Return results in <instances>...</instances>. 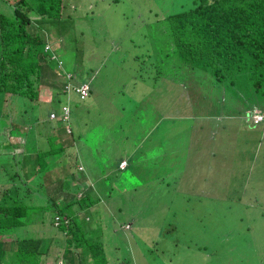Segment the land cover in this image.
Returning <instances> with one entry per match:
<instances>
[{
    "label": "rangeland",
    "instance_id": "obj_1",
    "mask_svg": "<svg viewBox=\"0 0 264 264\" xmlns=\"http://www.w3.org/2000/svg\"><path fill=\"white\" fill-rule=\"evenodd\" d=\"M180 1L65 0L61 18L73 7L77 12L72 24L63 29L64 34L69 40L79 39L77 48L81 40L86 54L92 52L84 57L82 64L75 66L76 74L87 79V95L80 99L69 88L50 97L49 88H42L37 101H29L31 105L19 106L17 111L3 116L0 154L6 151L10 157L12 149L21 145V141L14 139L17 134L14 140H8L12 118L23 127L28 125L24 133L32 127L38 131L41 126L43 133L34 136L38 149L46 147L49 133L57 136L54 143L63 147L60 156L51 158L43 171L47 168L60 173L69 165L71 180L76 181L74 168L81 167L100 188L113 184L127 198L129 194V199L121 196L107 200L104 192L100 194L102 201L97 202L102 209L122 203L121 210L109 208L115 220L106 217L103 225L108 236L102 235L107 264H113L111 258L116 253L119 255L113 258L126 264H264V119L251 124L249 112L264 107V92L260 93L264 87L251 86L250 79L243 74L228 87L214 84L211 75L200 69L166 70L167 75L159 77H154L152 72L147 76L137 75L144 68L137 69L136 58L151 50L154 39L162 45L168 42L167 36H157L161 35L157 34L160 23H154L159 16L176 11ZM81 14L84 18H76ZM52 26L48 27L50 33L57 32ZM61 42L54 40V50L69 52L73 43L66 46L64 40ZM212 94L224 95L225 100L209 97ZM8 98L12 104L14 101L22 105L18 102L23 100L21 97ZM61 103L69 108L66 124L70 133L59 130L60 120L46 115L50 109L58 113ZM1 105L9 104L3 99L0 108ZM248 107L250 110L245 112ZM1 112L4 114L3 108ZM46 125L51 129H46ZM3 138L8 142L4 143ZM164 156L165 163L169 160L174 166L173 172L164 176L168 185L156 191V195L150 191L153 198L149 201L152 204L149 215L137 213L135 204L131 206L134 201L131 194L139 191L138 176L150 181L159 174ZM120 159L126 161L124 169H119ZM153 164L157 166L152 168ZM204 178L212 181L211 186L205 188L206 192L198 193V183ZM174 180L176 191L171 189ZM234 180L239 187L236 192L230 186ZM216 183L221 184V192H213ZM73 185L70 183L68 193L61 191L62 199L77 193ZM234 193L241 200L232 201L228 207L230 196H236ZM33 196L35 203L44 200L40 190ZM249 197L255 198L249 201L250 205L242 202ZM171 208L179 214L180 228H173ZM95 210L97 206L92 205L90 211ZM43 214L44 218L36 216L33 224L51 241L48 262H44V257L41 264H52L50 260L58 248L55 242L62 239V232L50 225L48 211ZM120 221L125 222L119 228ZM140 223L145 225L138 233ZM220 226L229 234L220 231ZM155 228L160 229L164 243L169 244L166 252L160 249L159 241L152 243L149 239ZM55 259L60 264L61 259Z\"/></svg>",
    "mask_w": 264,
    "mask_h": 264
},
{
    "label": "trees",
    "instance_id": "obj_2",
    "mask_svg": "<svg viewBox=\"0 0 264 264\" xmlns=\"http://www.w3.org/2000/svg\"><path fill=\"white\" fill-rule=\"evenodd\" d=\"M0 2H2L0 101L4 99L9 104L4 107L1 105L4 114L0 108V125H3V120L13 110H18L17 107L31 105L29 101H37L40 96L38 94L44 87L49 88L50 97L65 93L71 88L78 98L82 99L83 96L79 95L74 86L85 83L87 79L80 76L81 74H76L75 66L82 64L84 57L86 55L88 57L92 52L86 54L81 40L80 48H77L79 39L69 40L63 30L66 25L72 24L76 8L73 7L71 12L61 18L65 0H0ZM84 14L77 15L76 18L82 19ZM154 24L160 25L157 34L161 35L157 36L160 38L167 36L168 42L162 45L154 39L151 50L136 58L137 69L144 68L143 71L141 69L142 73L137 72V75L147 76L152 72L154 77H159L167 75L166 70L185 72L200 69L211 75L214 84L221 83L228 87L235 84L239 74H243L250 79L251 86L256 89H259L260 85L264 87V0H181L176 11L159 16V20ZM49 26H52L54 31L57 29L59 31L50 33ZM52 35L55 36L54 40L57 43L60 40H62L60 44L64 40L66 46L70 45V42L73 43L71 50L66 53L65 49L63 53L56 52L52 46L54 43ZM66 40H69V43L65 42ZM88 71H91L90 67ZM88 73L86 72L87 75ZM11 95L21 97L23 100L18 98V102L22 105H16L14 101L12 104L8 98ZM213 96L225 100L224 95L212 94L209 97ZM61 105L67 106V117L58 116L59 112L55 113L52 109L48 110L46 115L53 112L54 118L63 123L59 130H67L70 133V126L66 124L69 108L66 103ZM260 109L264 110V107ZM249 110L248 107L245 111ZM9 124L7 131L9 142L17 139L21 141V145L18 149H12L10 157H7L6 151L5 154H0V264H41L44 257V262H48L50 238L33 224L36 216L41 220L44 218L42 216L44 211H48L50 225L53 224L54 228L62 232V239L55 242L58 243V248L54 259L50 260L53 261L52 264H57L56 257L61 259L60 264H107L108 257L104 252L102 235L108 236L103 225L106 223V217L115 220V214L109 209L111 206L106 205L102 209L97 202L102 201L100 194L104 192L107 200H117L121 196L129 199V194L127 198L113 184L100 188L84 172V168L75 167L76 160L74 164V171L78 176L76 181L71 180L69 165H65L60 173L47 168L43 171L46 163L51 158L60 156L63 150L62 144L54 143L58 141L57 136L47 134L48 144L45 148L38 149L34 136L37 132L43 133L41 126L38 131L31 126L33 132L30 128L24 133L28 125L23 127L15 118H12ZM49 128L51 129L49 126L46 129L50 130ZM15 134L18 136L13 139ZM21 135L25 138L23 139ZM2 141L8 142L5 138ZM160 164L159 174L150 181L146 182L142 176H138L139 191L131 194L134 200L131 206L135 204L137 213L149 215L148 208L152 206L149 201L153 198L150 191L156 195V191L168 185L164 176L172 173L174 166L169 160L165 163V156L162 157ZM175 182L174 180L171 187L173 191H176ZM211 182L208 178L199 181L198 193L206 192L205 188L210 187ZM70 183H74L77 193L62 199L61 191L68 193ZM94 185L96 186L93 187ZM220 185V183L217 187L213 185V192H221ZM230 186L235 192L239 188L236 187L235 180ZM37 190L43 193L44 200L35 203L33 193ZM255 192L258 193V190ZM235 195L230 196L228 207L232 205V201L241 200L239 195ZM137 199L145 201L138 202ZM253 199L255 198H245L242 202L250 205L249 201ZM121 204L118 202L115 204L116 207L111 208L121 210ZM92 205L97 206L95 212L90 211ZM256 207L260 210L258 206ZM171 210L174 214L173 228H180L181 222L177 217L179 214L175 213L174 209ZM131 212L132 210L129 214ZM123 222L125 221L119 222V228ZM144 225L145 223H140L138 233ZM220 227L222 228L220 231L228 233L226 228ZM149 239H152V243L159 241L160 249H164L165 252L169 250V244L164 243L159 228L151 231ZM116 255L119 254L116 253L113 257ZM113 257L111 258L113 264H126L123 260Z\"/></svg>",
    "mask_w": 264,
    "mask_h": 264
},
{
    "label": "built area",
    "instance_id": "obj_3",
    "mask_svg": "<svg viewBox=\"0 0 264 264\" xmlns=\"http://www.w3.org/2000/svg\"><path fill=\"white\" fill-rule=\"evenodd\" d=\"M75 90L79 93L80 96H84L86 95V92H87V85L79 84L75 86ZM60 114L62 118L67 117L68 109L66 105L61 106ZM250 115H251L252 123L255 124L256 122L262 121L264 119V110L257 109V110L250 111ZM50 116H54V114L51 112Z\"/></svg>",
    "mask_w": 264,
    "mask_h": 264
},
{
    "label": "clouds",
    "instance_id": "obj_4",
    "mask_svg": "<svg viewBox=\"0 0 264 264\" xmlns=\"http://www.w3.org/2000/svg\"><path fill=\"white\" fill-rule=\"evenodd\" d=\"M81 84H86L87 85V92H88V88H89V85H88V82L86 81L85 83H81ZM77 85H79V84H77ZM77 85H75V86H77ZM74 86V87H75ZM87 92H86V95H87ZM86 95H84L83 97H85ZM62 106V105H61ZM61 106H60V110H59V113H58V116H61V114H60V112H61ZM51 113V112H50ZM50 113L49 114H47L48 115V117L50 118V117H53L54 118V116H55V114H54V116H50ZM53 113V112H52ZM68 115V114H67ZM121 167H119V168H123L124 167V165H125V159H121Z\"/></svg>",
    "mask_w": 264,
    "mask_h": 264
},
{
    "label": "crops",
    "instance_id": "obj_5",
    "mask_svg": "<svg viewBox=\"0 0 264 264\" xmlns=\"http://www.w3.org/2000/svg\"><path fill=\"white\" fill-rule=\"evenodd\" d=\"M221 107H222V106H221ZM246 109H247V108H246ZM246 109H245V110H246ZM245 110H244V111H245ZM245 112H246V111H245ZM206 116L209 118V114L206 113ZM223 117H227V116H223ZM120 160H121V159H120ZM125 165H126V162H125ZM125 165H124V167H125ZM152 168H155V167L153 166ZM156 170H157V169H156ZM210 178L212 179V176H210ZM216 184H218V183H216Z\"/></svg>",
    "mask_w": 264,
    "mask_h": 264
}]
</instances>
